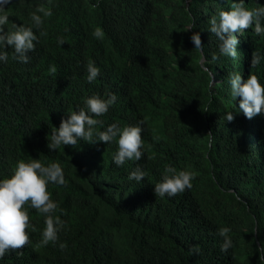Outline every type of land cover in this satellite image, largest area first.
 Returning a JSON list of instances; mask_svg holds the SVG:
<instances>
[{
  "label": "trees",
  "instance_id": "trees-1",
  "mask_svg": "<svg viewBox=\"0 0 264 264\" xmlns=\"http://www.w3.org/2000/svg\"><path fill=\"white\" fill-rule=\"evenodd\" d=\"M232 2L99 0L97 7V0L57 1V16L45 18L41 31L47 35L28 53L29 63L6 48L8 60L0 62V180L11 177L19 160L61 164L67 185L50 183L48 191L59 205L54 215L65 221L59 242L67 249L58 243L37 247L45 217L35 211L31 248L0 264H264L256 251L264 242V115L248 120L230 85L234 73L244 81L255 74L264 85V59L254 68L246 61L254 51L264 57V35L246 29L237 34L235 59L212 61L220 41L208 21ZM247 2L249 8L264 6V0ZM29 12L20 16L10 6L5 31L13 30V21L30 27ZM96 27L103 39L93 37ZM194 33L214 74L211 87L190 40ZM89 61L101 70L91 83ZM109 93L117 101L98 117V130L143 121L141 160L117 167L115 141L49 150L53 127L86 108L87 98L107 99ZM229 112L233 122L225 120ZM168 166L194 173L193 186L161 198L154 186ZM137 167L146 173L141 182L129 179ZM221 227L232 230L227 253L221 251Z\"/></svg>",
  "mask_w": 264,
  "mask_h": 264
},
{
  "label": "clouds",
  "instance_id": "clouds-1",
  "mask_svg": "<svg viewBox=\"0 0 264 264\" xmlns=\"http://www.w3.org/2000/svg\"><path fill=\"white\" fill-rule=\"evenodd\" d=\"M68 2L69 0H0V62H7L10 47L14 51L13 58L21 63L30 62L29 52L34 51L36 44L40 43V38L47 33L41 31L45 18L57 16L58 10L56 2ZM230 10H221L218 15H213L208 23V30L220 41L219 56L213 55L212 61L223 57H237V46L240 41L237 34H243L246 29L254 31L255 35H264V6L256 4L249 8L245 5L250 0H234ZM99 0H97L98 7ZM10 6L18 7V13L23 16L30 11V27L12 25L13 30L5 31L4 26L9 23L8 9ZM195 22L188 26V30L195 28ZM36 32H39L37 35ZM96 39H103L105 33L102 28L96 27L92 33ZM194 44V50L201 55L200 64L210 77L213 85L214 74L207 68V59L204 55V46L199 33H194L190 37ZM58 45L65 43L64 37L57 38ZM264 55V54H263ZM262 55V56H263ZM261 57L254 51L252 57L247 58V65L256 67L260 64ZM87 80L89 83L97 79L101 74L99 67L94 61H89L87 66ZM49 71L55 74L57 69L50 65ZM231 92L234 98L239 97V111L251 120L258 115H264V85L261 84L257 75L251 74L244 81L240 74L230 76ZM117 101L115 94L109 93L107 99H102L98 95H93L86 99V108L67 115V119H62L59 128L53 127L50 142L47 147L49 150H57L61 146L76 147L79 141L89 144L112 142L118 143V151L114 156V163L117 167L122 166L128 160L139 161L144 156L142 149L144 141L142 139L143 121H139L135 126H125L122 129L118 124H111L105 130H98L102 126V120L98 117L104 116L111 106ZM235 116L233 112L225 115L227 122H233ZM209 147L213 143L212 132L207 134ZM118 138V139H117ZM166 175L161 182L154 186L155 195L161 198L165 196L171 198L185 190L192 188L194 173L189 171H179L174 167L168 166L165 169ZM146 173L137 167L129 176L130 180L141 182ZM66 186L67 181L64 169L60 163H51L45 166L39 159H31L28 162L19 160L16 163L13 174L10 178L0 180V261L11 254L22 255L32 246V230L36 231V220L34 212L45 217L43 226L38 234L37 247L56 246L62 251L67 249L66 243L59 242V233L65 229V221L60 216L54 215L59 209V205L52 199L48 191L49 184ZM26 206L35 209L29 210ZM33 211V212H31ZM31 212V213H30ZM229 227H221L218 235L223 238L221 251L227 253L233 247L231 232ZM192 254L199 255V247L192 246ZM259 253V260L264 261V242H260L256 249Z\"/></svg>",
  "mask_w": 264,
  "mask_h": 264
}]
</instances>
